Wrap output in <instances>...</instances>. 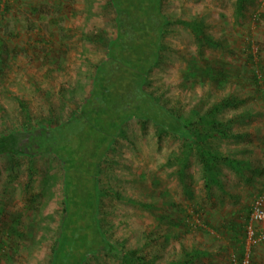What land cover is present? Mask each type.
Instances as JSON below:
<instances>
[{
	"label": "rangeland",
	"instance_id": "rangeland-1",
	"mask_svg": "<svg viewBox=\"0 0 264 264\" xmlns=\"http://www.w3.org/2000/svg\"><path fill=\"white\" fill-rule=\"evenodd\" d=\"M163 10L198 19L217 43L200 48L190 28L169 20L167 47L146 89L190 129L229 99L215 118L234 136L209 130L206 146L242 160L243 169L220 163L207 171L184 134L129 119L97 176L107 243L81 264H137L132 250L163 263L239 264L246 248L243 225L264 189V0H251L242 15L235 0H163ZM116 34L110 0H0V148L19 154L12 160V150L0 152V264H51L64 206L61 162L50 152L25 151L27 140L14 136L21 123L16 96L29 102L36 127L68 117L87 97ZM183 154L186 168L176 158ZM251 260L264 264V241L251 248Z\"/></svg>",
	"mask_w": 264,
	"mask_h": 264
},
{
	"label": "trees",
	"instance_id": "trees-1",
	"mask_svg": "<svg viewBox=\"0 0 264 264\" xmlns=\"http://www.w3.org/2000/svg\"><path fill=\"white\" fill-rule=\"evenodd\" d=\"M251 0H235L236 11L244 13ZM115 11L117 34L106 41L107 57L96 66L91 89L82 103L70 111L68 117L54 122L49 118L46 125L36 127L29 102L16 96L20 107L21 123L14 136L25 151L52 153L63 165V213L60 233L52 248L51 264H81L86 256L97 250L96 245L107 243L98 224V172L101 162L122 128L131 118L139 119L144 125L153 122L158 131L185 135L188 145H194L203 167L212 172L220 163L230 166L237 173L242 172L243 161L206 146L209 130L215 134L225 133L222 122L216 114L232 105L229 99L216 102L207 112L205 122L193 128L183 121L175 110L154 97L146 89L153 67L158 64L162 49L167 46L162 39L169 20L190 28L196 36L198 46L217 42L203 30L195 18H175L163 10V0H110ZM250 59L256 56L250 54ZM258 75V74H257ZM53 120V121H51ZM43 123V122H42ZM50 124V125H49ZM121 133L124 134L121 130ZM13 147V146H12ZM14 148V147H13ZM9 153L14 160L19 154L7 146L0 152ZM10 151V152H12ZM27 153V152H25ZM21 155V154H20ZM34 155V154H33ZM186 168L189 155H176ZM15 165L17 161H12ZM4 202L0 200V222L4 212ZM250 210V209H249ZM248 219V214L246 220ZM244 222L243 228L245 231ZM196 253L199 252L195 249ZM243 254V252H242ZM130 257L137 264H185L178 260L163 263L157 257L130 251Z\"/></svg>",
	"mask_w": 264,
	"mask_h": 264
},
{
	"label": "built area",
	"instance_id": "built-area-1",
	"mask_svg": "<svg viewBox=\"0 0 264 264\" xmlns=\"http://www.w3.org/2000/svg\"><path fill=\"white\" fill-rule=\"evenodd\" d=\"M257 73L260 76L259 71ZM246 221V248L240 257L239 264H252L251 248L264 241V189L253 199ZM232 259L236 261V256Z\"/></svg>",
	"mask_w": 264,
	"mask_h": 264
},
{
	"label": "flooded vegetation",
	"instance_id": "flooded-vegetation-1",
	"mask_svg": "<svg viewBox=\"0 0 264 264\" xmlns=\"http://www.w3.org/2000/svg\"><path fill=\"white\" fill-rule=\"evenodd\" d=\"M12 141V142H11ZM11 141H9L10 142V145H12L13 146V144L12 143H14L15 144V139H13V140H11Z\"/></svg>",
	"mask_w": 264,
	"mask_h": 264
}]
</instances>
